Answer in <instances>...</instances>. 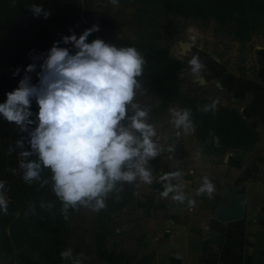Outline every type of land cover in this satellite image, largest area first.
<instances>
[{
	"label": "clouds",
	"instance_id": "obj_1",
	"mask_svg": "<svg viewBox=\"0 0 264 264\" xmlns=\"http://www.w3.org/2000/svg\"><path fill=\"white\" fill-rule=\"evenodd\" d=\"M113 3L116 0H112ZM34 16L49 13L42 6L33 5ZM93 25L79 37L75 34L62 37L64 44L71 43L76 51L53 44L48 52L42 71L36 73L38 82L30 83L25 75L19 86L6 93L0 103V116L6 121L26 130L33 100L38 106L37 126L30 135L31 149L38 155L39 163H22L23 179L31 182L39 178L41 165L52 173L53 192L66 211L69 206L82 205L99 212L106 207V199L118 182H134L137 177L146 184L152 183V173L146 167L150 158H155L160 149L153 140L157 132L147 123L148 111L134 102L140 87L137 77L144 71L146 63L135 47H116L101 39L86 42ZM190 70L200 77L205 67L194 55L189 61ZM35 65L29 64L31 73ZM19 69L13 73L15 76ZM201 78V77H200ZM129 107L134 114L127 117ZM217 101L206 105L204 111L215 110ZM174 128L187 133L195 131L188 109H169ZM129 120L125 126L122 121ZM139 133V136L135 135ZM179 135V132H177ZM217 143L219 138H215ZM19 143V142H18ZM171 151V147L168 149ZM27 157L29 152H23ZM179 172L166 173L161 180L179 177ZM197 195L208 193L209 199L215 186L203 177ZM3 183H0V188ZM178 185H166L161 196L167 197ZM173 200L183 202L185 197L176 194ZM119 199V197H117ZM189 200L188 206L194 207ZM0 210L7 212V202L0 196ZM71 251L60 253L62 258Z\"/></svg>",
	"mask_w": 264,
	"mask_h": 264
},
{
	"label": "trees",
	"instance_id": "obj_2",
	"mask_svg": "<svg viewBox=\"0 0 264 264\" xmlns=\"http://www.w3.org/2000/svg\"><path fill=\"white\" fill-rule=\"evenodd\" d=\"M263 1L130 0V3L157 7L174 17L204 22L214 19L220 25H230L239 36L250 29L254 10L264 17ZM33 5L42 6L49 15L46 18L43 14L34 16L31 11ZM90 6V0H0V103L6 99V93L19 86V81L25 75L30 78V83L38 82L36 73L42 71L41 66L54 43L67 48L71 54L75 53V47L71 43L64 44L62 37L75 34L78 38L93 25L98 27L100 21L93 18ZM3 14L6 16L4 20ZM95 32L89 35L86 42L95 39ZM125 44L126 47H135L146 61L143 74L137 80H147L151 90L165 105L179 103L181 110L190 111L195 136L204 153L223 154L229 149L252 150L259 139L255 121H246L238 111L230 108L216 107L214 111L205 112L204 107L211 105L207 100L180 96L177 75L183 65L170 57L166 48L145 43ZM29 64L35 65L31 73L26 72ZM17 69L19 73L14 76ZM33 104L34 100L30 111L37 119L36 112L32 110ZM30 132L28 128L22 131L20 126L0 116V183H3L0 196L7 202V212L0 210V255H15L16 264H40L39 256L37 259L33 257L39 249L37 240L45 236V228L39 226L38 219L45 203L59 200L52 190L54 182L50 169L41 165L38 179L30 183L23 179L25 169L21 164L39 163L38 155L30 146ZM216 137L219 138L218 143ZM23 152L30 155L24 157ZM121 184L116 193L113 190L108 195L106 207L109 208L102 210L100 220L132 197L135 184ZM45 255L52 254L45 251L42 256ZM106 259L110 264H118L110 255Z\"/></svg>",
	"mask_w": 264,
	"mask_h": 264
},
{
	"label": "rangeland",
	"instance_id": "obj_3",
	"mask_svg": "<svg viewBox=\"0 0 264 264\" xmlns=\"http://www.w3.org/2000/svg\"><path fill=\"white\" fill-rule=\"evenodd\" d=\"M90 4L89 11L93 18L100 21L95 39L118 48L126 47V42L152 44L157 48H166L170 57L182 63L183 67L177 75L178 91L182 98L199 97L210 104L217 101V108L234 109L229 106L230 95L223 90L229 86L230 74H237L241 69L239 76H257V52H264V17L255 10L250 29L238 36L230 25H220L214 19L204 22L174 17L157 7L131 4L130 0H116L115 3L112 0H90ZM5 17L3 14V20ZM194 55L205 65L200 73L201 78L190 70L189 61ZM138 82L140 87L136 90L134 102L142 110L147 109L146 122L155 128L157 135L153 140L158 146L161 145L158 155L146 165L157 177L160 169L165 172L169 166L165 159L167 152L173 154L178 147L185 154H190L195 147L199 146L202 151L203 147L195 131L186 134L171 123L169 109L181 110L179 103L165 105L151 90L147 80ZM33 107L32 110L37 113L38 106L33 104ZM133 114L129 107L127 117ZM34 116L32 113L29 120L33 123L27 126L31 131L37 126ZM127 117L122 121L125 126L129 124ZM134 134L139 136V133ZM157 137L161 142L156 141ZM122 182L116 185L115 193ZM132 183L135 185L127 203L112 209L101 220L104 209L94 212L90 207L78 204L76 208L69 206L64 211L60 200L45 203L38 219L39 226L45 228V236L37 240L39 249L33 257L37 259L39 256L40 264H110L106 259L110 255L118 264H144L153 236L145 231L144 225L142 195L147 185L139 177ZM149 186L146 187L147 191ZM66 250H70L71 254L62 258L60 253ZM45 251L52 255L42 256ZM0 264H16L15 255L1 254Z\"/></svg>",
	"mask_w": 264,
	"mask_h": 264
},
{
	"label": "crops",
	"instance_id": "obj_4",
	"mask_svg": "<svg viewBox=\"0 0 264 264\" xmlns=\"http://www.w3.org/2000/svg\"><path fill=\"white\" fill-rule=\"evenodd\" d=\"M257 57V76H239L240 69L230 74L223 90L230 95V107L257 123L258 142L250 151L229 149L223 154H206L197 144L190 154L178 147L173 154L167 152L168 168L146 184L154 193L146 186L142 195L145 231L153 235L144 264H264V52L258 51ZM171 172L180 176L160 179ZM203 177L215 186L211 199L208 193L197 195ZM166 185L179 188L163 197ZM178 193L184 195L183 202L173 200ZM189 200L195 201L191 209ZM234 205L242 206V217L223 221Z\"/></svg>",
	"mask_w": 264,
	"mask_h": 264
},
{
	"label": "water",
	"instance_id": "obj_5",
	"mask_svg": "<svg viewBox=\"0 0 264 264\" xmlns=\"http://www.w3.org/2000/svg\"><path fill=\"white\" fill-rule=\"evenodd\" d=\"M243 209L241 205H234L230 211L222 218L225 222L234 221L242 217Z\"/></svg>",
	"mask_w": 264,
	"mask_h": 264
}]
</instances>
